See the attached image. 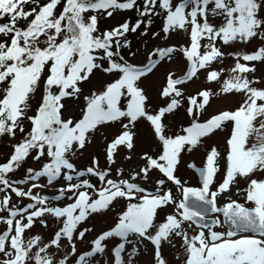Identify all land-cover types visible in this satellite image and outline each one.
I'll return each instance as SVG.
<instances>
[{
    "label": "snow or ice",
    "instance_id": "6c2138e0",
    "mask_svg": "<svg viewBox=\"0 0 264 264\" xmlns=\"http://www.w3.org/2000/svg\"><path fill=\"white\" fill-rule=\"evenodd\" d=\"M126 11L134 22L101 27ZM130 33L153 43L146 63L132 62ZM253 40L251 52L228 51ZM181 62L154 104L141 82ZM257 63L264 0H0V264H98L101 254L168 264L165 246L179 264H264ZM202 73L203 86L188 92ZM97 74L101 86L86 89ZM229 97L235 106L208 111ZM195 153L203 162L186 165L193 185L178 172ZM109 212L112 224L86 241L88 221Z\"/></svg>",
    "mask_w": 264,
    "mask_h": 264
},
{
    "label": "rangeland",
    "instance_id": "374dc122",
    "mask_svg": "<svg viewBox=\"0 0 264 264\" xmlns=\"http://www.w3.org/2000/svg\"><path fill=\"white\" fill-rule=\"evenodd\" d=\"M131 18L133 22L135 21L136 14L133 11H126L118 15H114L113 18H108L102 20L101 27H104L108 24H118L123 22L125 19ZM160 24V21L157 20L154 27L158 30V26ZM142 30V29H141ZM132 48L133 51H138V55L135 59L132 60L133 63H139L143 62L144 60L147 59V51L150 50L153 47V43H150L148 40H142V38L138 35H132ZM183 41L179 38H173V40L169 41V43H182ZM261 42L257 40H253L251 43L244 45V44H237L234 45L233 48L228 49V51H243V52H251L255 50ZM182 60V58H181ZM232 60L229 58L225 61L226 65H231ZM184 64L181 62L180 64H175V63H165L161 64L157 69H155L153 74H150L146 79H144L141 83L142 86L146 87L148 90L149 95L152 98V102L154 104L160 103L158 97H157V85L162 83V77L167 71H173L177 74H180L181 69H183ZM257 67V72L255 75L257 77H264V64H256ZM105 77H103L101 74H97V76L93 77V82L92 84L86 85V89L90 87H100L103 80ZM203 81V73L201 74V79L200 81H196L188 86V92L194 93L198 88L202 87ZM214 87V86H213ZM238 98L237 97H229L227 100L224 99H213L211 102V106L209 107L208 111L213 112L216 111L220 108H225V107H230V106H235V102ZM183 112V109L180 110ZM166 122H171L173 125L178 124V121H174L172 117H168ZM138 131L141 135L145 134V127L144 124L141 123L138 126ZM97 147L93 149L96 152L100 151L99 148V141L96 142ZM210 143H219V137H214ZM4 142H0V155L4 153ZM184 163L181 165L180 170L178 172V175H181L185 177L186 179H189L190 182L195 185L197 180L196 176L193 174V172L186 167L187 163L189 161H194L195 164L201 165L203 162V156L201 153H195V154H185L183 157ZM89 162V156L88 152H85L84 157H82L78 163L80 166H84ZM105 162L103 160V157L101 156V165L104 166ZM115 213L114 212H109L104 215H95L93 216L89 221L88 225L92 226L94 231L91 234H88L86 237V241H90L96 234H98L101 230H104L108 228L113 221ZM37 229H34L33 231H36ZM145 244L147 242H142L141 243V248L145 247ZM78 247L81 250H84L86 248V243L85 244H78ZM150 247V245H149ZM145 255L147 254V250L145 249ZM163 254L165 258L168 261V264H179V261L175 258L177 253L175 249H172L168 246L164 247ZM111 254L109 255H103L101 254L98 257V264H111Z\"/></svg>",
    "mask_w": 264,
    "mask_h": 264
},
{
    "label": "trees",
    "instance_id": "16d2710c",
    "mask_svg": "<svg viewBox=\"0 0 264 264\" xmlns=\"http://www.w3.org/2000/svg\"><path fill=\"white\" fill-rule=\"evenodd\" d=\"M132 35H135V34H131V33H130V34H129V37H128L131 41H132V38H131Z\"/></svg>",
    "mask_w": 264,
    "mask_h": 264
}]
</instances>
